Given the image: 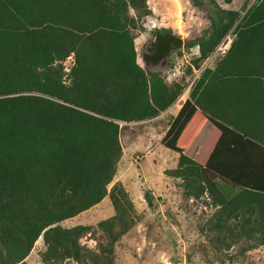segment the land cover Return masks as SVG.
I'll list each match as a JSON object with an SVG mask.
<instances>
[{
    "label": "trees",
    "instance_id": "obj_1",
    "mask_svg": "<svg viewBox=\"0 0 264 264\" xmlns=\"http://www.w3.org/2000/svg\"><path fill=\"white\" fill-rule=\"evenodd\" d=\"M231 1L209 0L208 27L186 41L198 47L197 69L232 35L159 142L178 153L164 174L179 178L187 195H207L215 209L210 230L224 247L243 236L254 248L264 245V0L222 6ZM149 12L146 0H0V264H28L37 241L41 264H111L134 212L119 182L106 188L121 156L119 123L156 117L183 90L135 61L133 40ZM217 74L230 79L235 100L245 93L246 106L230 127L211 120L220 134L205 161L193 160L183 150L197 93ZM106 195L112 214L96 223L105 242L93 251L78 242L89 225L60 223ZM143 197L151 199L148 191Z\"/></svg>",
    "mask_w": 264,
    "mask_h": 264
},
{
    "label": "rangeland",
    "instance_id": "obj_2",
    "mask_svg": "<svg viewBox=\"0 0 264 264\" xmlns=\"http://www.w3.org/2000/svg\"><path fill=\"white\" fill-rule=\"evenodd\" d=\"M198 1H201V7L192 0H146L150 12L140 19L141 29L133 40L138 65L159 71L167 84L169 81H178L183 85L177 99L182 94H185L182 99H186V94L202 69L211 68L220 57L209 59V54L199 61V68L192 66V59L198 53L194 46L186 48L185 43L208 27L207 16L213 14L209 0ZM253 1L232 0L222 6L242 9ZM153 29H166L182 38L181 47L169 53L162 67L145 64L142 59L145 44L151 39ZM71 62L70 55L63 61V69L67 70ZM187 67L190 68L189 73L186 72ZM166 111L157 115L154 122L119 123L122 125L119 133L121 156L106 188L119 182L126 190L134 212L133 225L113 244L111 264H264V245L247 248L249 242L243 236L225 248L220 238H216L214 231L210 230L215 209L208 204L207 195H187L179 178L164 174V170L174 166L172 159L163 155L165 148L159 142L169 123L170 117ZM144 191H148L151 196L149 202L143 197ZM111 214L106 195L98 203L60 224L89 225V230L80 236L78 242L96 251L97 244L105 242L104 233L97 228L96 223ZM37 242L25 260L28 264H41ZM67 264L75 263L70 261Z\"/></svg>",
    "mask_w": 264,
    "mask_h": 264
},
{
    "label": "crops",
    "instance_id": "obj_3",
    "mask_svg": "<svg viewBox=\"0 0 264 264\" xmlns=\"http://www.w3.org/2000/svg\"><path fill=\"white\" fill-rule=\"evenodd\" d=\"M230 82V79L225 75L217 74L206 80L203 88L199 89L197 93L198 104L194 105L197 110L194 132H190L184 141L185 148L183 153L187 157L197 161H205L220 134V129L211 120L230 127L229 121L233 119V113L242 111L244 106H246L245 93H241V97L235 100L233 96L236 92L231 87ZM183 97H185V94H182L174 104L166 109L170 117L169 123L184 102L185 99H182ZM178 105L179 107L176 108ZM156 118L158 117L149 120L154 122L153 120ZM169 123L164 128L163 134ZM164 148L162 151L163 155L171 158L174 165L172 168L175 167L178 153L169 148Z\"/></svg>",
    "mask_w": 264,
    "mask_h": 264
},
{
    "label": "water",
    "instance_id": "obj_4",
    "mask_svg": "<svg viewBox=\"0 0 264 264\" xmlns=\"http://www.w3.org/2000/svg\"><path fill=\"white\" fill-rule=\"evenodd\" d=\"M152 36L153 38L145 44L142 59L145 64L162 67L165 65L169 53L181 47L182 38L171 32L159 33L157 30L152 32Z\"/></svg>",
    "mask_w": 264,
    "mask_h": 264
},
{
    "label": "built area",
    "instance_id": "obj_5",
    "mask_svg": "<svg viewBox=\"0 0 264 264\" xmlns=\"http://www.w3.org/2000/svg\"><path fill=\"white\" fill-rule=\"evenodd\" d=\"M232 39V35L231 34H226L220 41L219 43L214 47V49L212 50V52L209 55V59L215 58L216 56H221L225 53V51L227 50L230 41ZM195 48V52L198 53V47L197 45H194ZM190 53H193V51H191Z\"/></svg>",
    "mask_w": 264,
    "mask_h": 264
},
{
    "label": "flooded vegetation",
    "instance_id": "obj_6",
    "mask_svg": "<svg viewBox=\"0 0 264 264\" xmlns=\"http://www.w3.org/2000/svg\"><path fill=\"white\" fill-rule=\"evenodd\" d=\"M155 30H157L159 33L169 32V31L161 30V29H153V30L151 31V39L153 38V36H152V32L155 31ZM151 39H150V40H151ZM150 40H149V41H150Z\"/></svg>",
    "mask_w": 264,
    "mask_h": 264
},
{
    "label": "clouds",
    "instance_id": "obj_7",
    "mask_svg": "<svg viewBox=\"0 0 264 264\" xmlns=\"http://www.w3.org/2000/svg\"><path fill=\"white\" fill-rule=\"evenodd\" d=\"M155 26V25H154ZM142 39H146V37H142ZM171 81H169V83H170Z\"/></svg>",
    "mask_w": 264,
    "mask_h": 264
}]
</instances>
